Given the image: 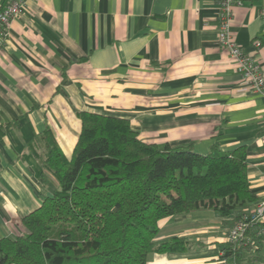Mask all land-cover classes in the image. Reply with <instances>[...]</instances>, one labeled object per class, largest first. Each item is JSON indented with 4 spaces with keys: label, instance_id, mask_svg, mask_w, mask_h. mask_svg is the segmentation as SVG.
I'll return each instance as SVG.
<instances>
[{
    "label": "crops",
    "instance_id": "crops-1",
    "mask_svg": "<svg viewBox=\"0 0 264 264\" xmlns=\"http://www.w3.org/2000/svg\"><path fill=\"white\" fill-rule=\"evenodd\" d=\"M221 0H27L10 24L0 60V237L25 232L21 218L56 189L40 180L27 149L50 128L71 157L92 110L130 119L148 141L207 154L248 149V174L264 200V96L254 94L218 42ZM264 0L234 7L232 32L264 58ZM262 45L256 47L254 41ZM149 264H220L231 223L209 208L162 218ZM264 257V247L262 250Z\"/></svg>",
    "mask_w": 264,
    "mask_h": 264
},
{
    "label": "trees",
    "instance_id": "trees-1",
    "mask_svg": "<svg viewBox=\"0 0 264 264\" xmlns=\"http://www.w3.org/2000/svg\"><path fill=\"white\" fill-rule=\"evenodd\" d=\"M71 157L46 128L27 143L56 189L22 216L25 232L0 237V264H149L150 252L183 251L189 240L156 242L162 218L209 208L234 221L258 199L248 149L207 154L190 145L148 141L130 119L82 110ZM3 131V127H0ZM264 222L222 245L220 264H264Z\"/></svg>",
    "mask_w": 264,
    "mask_h": 264
},
{
    "label": "built area",
    "instance_id": "built-area-1",
    "mask_svg": "<svg viewBox=\"0 0 264 264\" xmlns=\"http://www.w3.org/2000/svg\"><path fill=\"white\" fill-rule=\"evenodd\" d=\"M26 2L27 0H0V60L9 35L10 24L20 16ZM242 3L243 0H221L218 13V42L223 49L228 51L235 62L236 70L250 85L252 92L264 96V58L247 53L234 38L232 32L234 7ZM254 45L260 47L261 40L256 39ZM252 222H264V200H259L249 212L234 221L227 236V242L240 241L249 223ZM224 264L232 263L231 260L225 259Z\"/></svg>",
    "mask_w": 264,
    "mask_h": 264
}]
</instances>
